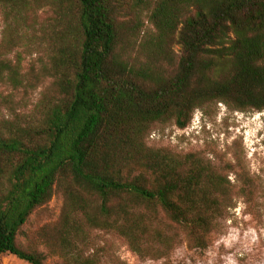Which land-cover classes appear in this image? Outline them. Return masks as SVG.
<instances>
[{
  "label": "trees",
  "instance_id": "16d2710c",
  "mask_svg": "<svg viewBox=\"0 0 264 264\" xmlns=\"http://www.w3.org/2000/svg\"><path fill=\"white\" fill-rule=\"evenodd\" d=\"M0 17V86L51 82L32 114L0 118V260L47 264L43 245L61 264H100L85 256L95 233L141 260L206 252L249 186L148 139L212 105L264 113V0H0ZM21 43L48 57L27 85L3 55ZM56 195L57 223L27 237Z\"/></svg>",
  "mask_w": 264,
  "mask_h": 264
},
{
  "label": "rangeland",
  "instance_id": "374dc122",
  "mask_svg": "<svg viewBox=\"0 0 264 264\" xmlns=\"http://www.w3.org/2000/svg\"><path fill=\"white\" fill-rule=\"evenodd\" d=\"M3 35L0 17V43ZM26 45L21 43L3 52L5 58L19 64L25 84L26 78L30 80L32 73L41 74L42 67L48 63L44 49L26 48ZM50 84V80L42 78L29 88L0 86V118L13 111L20 115L32 114ZM4 98L8 102H4ZM148 145L180 155L195 154L229 173L232 183L240 179L245 187L249 186L248 194L238 198L229 218L220 222L215 241L206 252L183 245L170 261L141 260L122 239L95 233L92 249H86L85 256L96 255L100 264H264V113H236L223 105H212L197 111L185 130L172 125H155ZM62 206L63 198L56 195L48 206L31 216L25 227L26 236L31 237L42 227L57 223ZM27 237L21 236L19 243L29 244ZM39 251L46 255L47 264L63 263L60 257H50L43 245ZM0 264L28 263L5 255Z\"/></svg>",
  "mask_w": 264,
  "mask_h": 264
}]
</instances>
